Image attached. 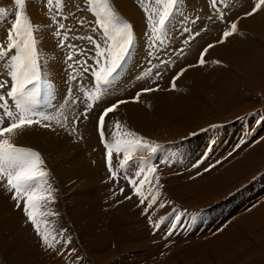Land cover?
Here are the masks:
<instances>
[{
  "label": "rangeland",
  "instance_id": "rangeland-1",
  "mask_svg": "<svg viewBox=\"0 0 264 264\" xmlns=\"http://www.w3.org/2000/svg\"><path fill=\"white\" fill-rule=\"evenodd\" d=\"M109 2L119 16L133 24L137 42L135 50L132 53V58L127 61L124 71L120 74L117 80L108 87L101 99L96 103L92 113H90L94 119L104 107L110 106L120 99L128 100L129 103L141 104V96L138 101H134L133 98L138 92L146 87L158 86L161 90L155 93H163L167 101L169 100V96H172L173 94L180 95L182 93V88L180 87L178 89L177 86L182 77L176 81L177 90L174 91L171 90L170 81L172 77L181 68L188 67V65H197L196 67H188V69L202 67L198 64L200 52L207 46V44L216 43V41L220 40L222 31L228 30V25L233 20H238L237 33L229 37L224 43H216V46L208 51L204 59L206 60V58L210 56V53L214 49L216 50L218 46H226L227 43L236 41L239 33L246 34L252 42V45L248 47V50H251L249 54L250 59L246 61L247 63L237 64L234 68L231 67L229 78H222L223 82L229 80L226 88L220 95H215L214 93L207 94L210 95V97L206 99V107L203 112L197 111L195 113V118H183V113L185 111L184 108L193 106L194 103L192 102L182 103L183 108L180 110L173 109V111H170V115L161 117L159 115L161 113L160 106L156 100L146 102V104L149 105L155 104V111L147 113L146 116L143 117L142 122H137L136 125H126L121 128V132L127 130L135 131L155 147V150L149 152L144 159L149 162L152 160V164L156 166L157 172L154 176H159V184L162 185V187H160L161 190L164 186H167L164 185L166 180H172V177L176 176L169 174V171H163L164 169L159 167V165H165L166 161L164 162V159L167 155L173 162L181 163L179 165L183 170L180 173L176 172V174H185L186 171L194 174L192 178H184L183 180L184 184H189L186 185L185 188H182V200L177 198V196L167 195L169 198V201L166 204V210L169 212L168 219L171 216L176 217L174 221L175 227H173L174 224H172V226H167L166 223L164 225L160 224L161 226L158 228L154 227L153 225L158 222V215H155L154 217L148 215L152 219V224L147 226L149 232H151V236L146 240L157 248H163V252H160L159 254L158 252H155L151 253V255L143 254V252L147 251H143L142 253L132 252L129 254L124 250L112 249L116 243L111 242L103 244L104 250L100 249L101 253L99 252L91 255L94 258L89 255V252L82 249L83 246H80L81 250L78 249L75 252H71L70 250L65 258H62V255L57 256L50 254L51 251L41 249V247H38L35 251L34 248L37 246L34 245V242L38 236L34 232L33 226H27L23 222L22 216L17 219L14 218V215H17V212L20 211L17 210L15 204L13 205V219L10 218L7 214L8 210H5L6 202L9 201L2 200L3 202H1L0 200V212L4 210L8 218L13 220L14 230L12 233L13 235H11V233L9 234L8 231H1L4 225L0 223V264H29L30 262L34 264H44L47 261L48 262L45 264H143L148 262L149 259L152 261L149 264H264V30L258 29L251 33L242 26V23L244 22L243 20L248 19L245 14L249 9H252L255 2L248 0V6L246 8L245 6L243 7V4L241 3L237 4V1L222 0V3H218V8L224 13L225 19L227 20V23H225L215 13H212L208 0H182L181 13L178 14L168 26V31L165 34L163 43H157L156 46L152 48L151 57L147 55L149 51L148 44L150 41L148 35L145 37V13L142 10L140 0H129L131 6L141 18L142 23L140 25H138L136 21L130 19L129 15L125 16L122 13L121 10L125 8L126 0H109ZM151 4H154V0H145V5L150 6ZM76 5L81 6L79 11L76 9ZM66 6L71 9V12L67 13L69 16V20L66 21L67 27L74 29L82 35L87 29H80L78 27L76 21L71 18L72 13H75L80 19L86 17L88 20H92L94 17L90 12L84 9L82 0H67ZM0 7H3L7 13L4 16H0V41H4L8 30L14 22L16 6L14 0H0ZM233 10L239 13L230 14L229 12H232ZM81 12H83V15H81ZM261 13L262 12H260V14ZM26 14L34 24L40 22V27L43 30V35L39 36V39L42 42L39 45V49L42 57H46L43 72L45 78L54 84L56 100H54L53 103L56 104L60 100V94H63L64 90L70 85V82H67V74L65 71V53L67 52V49L57 47L56 38L50 34L54 25L49 23L51 13H48V9L44 5V0H26ZM35 17H38L39 20H36ZM190 32H199V35L190 36ZM68 35L71 36L72 33H68ZM139 36H142V39L139 38ZM69 42L81 45L85 43L84 41L77 39H73ZM237 46L241 45L238 44L236 47ZM214 58L215 57H212L211 61L213 64H217L214 63V61L218 60ZM161 60L168 61L170 67L165 68L160 65ZM207 61L209 62L210 60ZM4 67L6 68L7 66L4 65ZM149 70H151L152 73L151 78H145L142 74L149 72ZM159 70L163 71L162 78L156 77V73ZM202 71L209 73L207 70ZM3 75V71H0V77ZM138 76L141 78L137 79ZM212 76L209 77L214 78V75ZM117 89L119 92H115ZM184 91L189 92L191 99L194 101L197 96H201L199 90L194 85V82L193 85H191V81L184 87ZM76 94L77 93L74 92V95ZM204 94L205 93H202V95ZM68 107H70L73 112L78 113L84 109V104L81 103L77 107L69 105ZM65 109L68 110V108ZM156 119H159L162 122L156 124ZM191 120H194L195 122H191ZM89 121L90 120L87 122ZM190 123L192 128L189 130L192 132L194 131L193 133H195V135H192L191 131L189 133L183 131L186 125L187 127H190V125H188ZM198 123L202 124L198 125ZM87 124L88 123L83 120L79 125L78 131L81 129L79 133H81L82 136L86 129H92L88 127ZM122 125L124 126L125 123H122ZM30 129L33 130L26 129L23 132H18L16 136L21 137V135H25L27 132L37 131L38 133L40 130H49L40 127H33ZM247 129L251 132L252 138L245 137L244 132ZM92 130L93 135L95 136L94 133L96 130L95 132L94 129ZM42 131H40V134H37L40 139L31 140L25 137L30 140L28 146L24 147L20 140L16 141V145L38 151L41 154L45 161L46 169L50 172V179L53 186L58 189L55 193V195L57 194L56 202L49 205L50 210L58 213V215L48 217V220L52 227L61 223L60 221L62 220H67L66 226H69L71 232L74 234L72 239L75 240L79 235V226L82 227L84 225V221L81 219L83 216L81 213L84 212L81 211L83 209H78V207H82V198L88 195V192H91L93 188L85 176H81L78 180H72L73 185L71 183L67 184V180L69 182L71 178L68 177V174L65 175L64 172L62 173L61 170L73 166L76 162V157L77 161L81 157L83 165L95 167V159L100 156L98 153L101 148H94L92 151H87L86 143L88 142H86L85 136L81 142L73 143V137L60 129H57L56 131L49 130L46 132L48 137H44V132ZM174 131H180V135H171L170 133ZM49 135L52 136L53 140ZM46 138H49L51 144L54 145L55 148L58 147L56 146V142L58 141L64 142L66 145L69 143L72 147L69 146L71 151L67 152L62 158H59L61 157L60 155L58 160H56L57 158L53 159L49 155V151L45 153L42 150L41 143ZM238 141L239 143H248L250 145L248 149L253 146L248 155L247 153H244L240 157L244 159L245 162V167L241 171L255 164L254 171H257V174L218 203L216 202L217 200L213 199L216 194H212L211 192H228L226 187L230 186L233 179L229 180L226 185L222 182L220 184L217 183L215 186V182L227 176L229 173L239 174L241 172H235L233 168H230L226 173H220L222 162H225L230 157L245 149L244 147L242 148V144H239ZM99 144H101L100 140ZM164 148H167V150L164 151ZM83 151L86 152L84 153ZM79 154L81 156H79ZM224 154L226 155L223 156ZM217 156L222 157L217 160ZM119 158L120 157H117L116 155L113 160V165L116 166L117 171H120L118 165ZM73 160H75L74 163ZM240 160L241 159H237V162L235 161L236 165ZM88 161L89 164H87ZM99 163L102 165V161H99ZM213 164L216 166L211 167L210 171H204L206 167H210ZM105 168L106 169H102L103 173H105V175L107 174L106 177L108 178V182H106L105 185H109L108 183L110 179L106 167V159ZM94 171L95 170H93L91 175L96 177V173L93 174ZM135 171L136 168L132 166L129 167L127 173L131 175ZM51 172L53 173L51 174ZM212 179L215 181L213 182L214 186H205V192L202 194L197 195V193H192L200 180L204 182ZM123 180L124 179H120L118 183L125 185V182L127 183V181L124 180V182ZM173 182L178 183L176 181ZM128 187L126 188V192L128 191L130 193L128 194L131 195V190H129ZM147 187H150V185L145 183V187L142 191H145V188ZM151 187L153 190L158 186L152 184ZM167 190L168 189H165L164 192ZM116 192L119 193L117 196L121 195L120 191L116 190ZM105 193L106 188L104 187L101 193H98L97 195L100 194V197H103ZM125 194L127 193H123V195ZM133 197L135 199L134 201L125 199L122 203L125 204L128 201H131V208L137 210L138 208L141 209L142 207L138 206L139 201L137 197ZM65 200L67 202H65ZM196 202L201 203L202 207L193 209L191 206ZM100 204L102 205L103 203ZM112 204L117 206V213L119 216L121 214V216L125 218L124 220H121V222L114 219L113 222L116 225H113V228L116 229V233L119 232L118 229L127 231L126 212H128V210L131 211V209L115 202ZM133 205L135 206L132 207ZM71 209L74 211L72 212ZM75 213H78L79 215L77 214V216ZM260 213L263 216L260 215ZM109 217L111 216L109 215L106 217L108 220L104 217L106 224L108 225H110V223H107V221L109 222ZM19 219H22L21 222ZM77 219L80 220L77 221ZM177 219L178 223H180L179 227L177 226ZM17 220L19 222L15 223ZM87 221L85 222L90 223L89 220ZM189 226L192 227V230L189 229ZM7 227L8 224H5V228ZM91 227L95 228L94 232L98 237L96 239H100L111 232V230H106L107 227L102 226V224H92ZM133 227H135V225H133ZM141 231L144 230L138 232ZM169 232H171L172 235H168ZM224 234L230 235V237H227L228 239L226 241L223 240ZM31 235H33V237ZM83 235L84 234L81 235V239L78 237L81 242H84ZM37 242L41 244L40 240H37ZM72 243L74 244V242ZM175 247H178L176 251L173 250ZM39 248L41 250H39ZM141 249L144 250V248ZM65 255H63V257ZM181 256H184V258Z\"/></svg>",
  "mask_w": 264,
  "mask_h": 264
},
{
  "label": "snow or ice",
  "instance_id": "snow-or-ice-1",
  "mask_svg": "<svg viewBox=\"0 0 264 264\" xmlns=\"http://www.w3.org/2000/svg\"><path fill=\"white\" fill-rule=\"evenodd\" d=\"M208 2L212 13L227 23L224 13L218 8L220 0ZM140 3L145 13L146 32L150 41L147 55L151 57L152 48L157 43H163L168 26L181 13L182 0H154V4L150 6L145 5V0H140ZM14 4L16 6L14 22L8 30L6 39L0 41V71L4 73L0 77V183L11 193L17 210L22 211L26 220L33 226L34 232L40 238L41 246L63 256L67 251V245L72 243V238L70 235L65 238L64 233L67 229L57 232L48 220V217L58 215L49 208V205L56 202L57 191L50 179V172L38 151L17 146L13 143L12 137L26 129L40 127L51 131L60 129L73 137V143L81 142L84 137L78 131L80 123L91 118L90 113L96 103L124 71L135 50L136 34L133 24L119 16L109 0H82L84 9L94 17L92 20L86 17L80 19L72 13L71 18L76 21L78 27L87 29L82 35L66 25V21L69 20L67 13L71 12L66 6L67 0L55 2L44 0V5L51 13L49 23L54 25L50 34L56 38L57 47L67 49L65 71L70 85L60 96L59 102L54 104L53 101L56 100L54 84L45 78L43 69L46 57H42L39 49L42 43L39 36L43 35L40 22L34 24L26 14V0H14ZM262 6L264 0H258L252 11L245 15H254ZM75 7L78 11L81 8L80 5ZM6 14V10L0 7V16ZM237 31L238 20H233L228 25V30L222 31L221 39L216 43L226 42ZM68 33L72 35L69 36ZM198 35L199 32H190V36ZM73 39L85 43L83 45L70 43L69 41ZM216 43H209L202 49L198 60L200 66L206 63L204 57ZM160 65L170 67L166 60H161ZM188 67L181 68L172 77L171 90H176V81L184 75ZM151 75L149 70L145 78H151ZM156 77L162 78L163 71H157ZM74 89L78 94L74 95ZM160 90L158 86L143 88L133 100L138 101L144 93ZM81 103L84 104V109L78 113L68 107L69 105L77 107ZM127 103L128 100H118L103 108L96 118V132L105 149L109 179L116 182L120 179L126 180L132 194L125 196L124 199L131 200L133 196L137 197L138 206L144 208L147 214V210L153 209L154 205L159 208L166 206L164 202L158 203L160 191L152 192L150 177L155 180L156 186L162 187L159 184V176H154L157 168L144 159L149 152L155 150V147L135 131L121 132L122 125L119 120L115 121L112 137L106 138L105 134L106 118L111 120L110 114L115 113L120 105ZM65 108H68L67 112ZM114 153L120 157L118 160L120 171L114 168ZM132 166L136 171L129 175L127 170ZM215 166L213 164L206 167L204 171H210V168ZM145 183L150 185L148 195L142 191ZM124 191V188H120L121 195ZM153 226L159 227L158 224ZM168 235L172 233L169 232ZM71 251L75 252V249Z\"/></svg>",
  "mask_w": 264,
  "mask_h": 264
},
{
  "label": "bare ground",
  "instance_id": "bare-ground-1",
  "mask_svg": "<svg viewBox=\"0 0 264 264\" xmlns=\"http://www.w3.org/2000/svg\"><path fill=\"white\" fill-rule=\"evenodd\" d=\"M236 1H237V4L241 3V4H243V7L245 6L247 8L248 0H236ZM257 2L258 1H256L255 4ZM255 4H253L252 9L254 8ZM245 9H244V11H245ZM252 9H249V11H252ZM121 11H122V13L125 16L129 15L130 19L136 21L138 25H140L142 23L141 18L139 17V15L135 11V9L131 6L129 0H126L125 8H123ZM260 12H262V13L260 14ZM231 13L238 14L239 12H235L233 10ZM246 18H248V19L243 20L244 22L242 23V26L245 27V29L247 31L253 33L254 31H257L258 29L264 30V6H262L260 8V10L257 11L254 15L246 16ZM35 19L39 20L38 17H35ZM240 27H241V23H240ZM146 36H147V32H146L145 37ZM139 38L142 39V36H139ZM238 44L243 46V47H241V46H237L236 47V45H238ZM250 45H252V42L249 40L248 36L246 34H244V33H242V34L239 33L238 34V39L236 41H232L231 43H227L226 46H221V47L218 46L216 48V50L214 49L210 53V56L208 58H206V60H205L206 63L202 67L188 69L184 73V75L181 78V81H180L179 85L177 86L178 89L180 87L182 88V93L180 95L173 94L172 96H169V100L168 101L165 98V96L163 95V93L152 92V93H144L143 95H141V98H140V103L141 104H139V105L138 104H134V103H127V104L120 105V107L117 109V111L115 113L110 114L111 120H109V118H106V122H105L106 137L107 138L108 137H112L113 132H114V124H115L116 120H119L121 122V125H122V123H125V125L124 126L122 125V127H125L126 125L127 126L128 125H136L137 122H142L143 121V117L146 116L147 113H149L150 111L154 112L155 111V104L149 105V104H146V102H151V101H156L157 100L158 104L160 106V110H161V113L159 114L161 117H165L166 115H170L171 114L170 111H173V109L180 110L181 108H183L182 103L192 102V103H194L193 106H189L187 108H184L185 111L183 113V118L184 117L187 118V119H189V117H191V118L194 117L195 118L196 117L195 113L197 111L203 112V110L205 109V107H206L205 106L206 99L210 97V95H207V94H213L214 93L215 95H220L223 92V90L226 88V86L228 85V81L229 80L223 82L222 78H229L231 67L234 68V66H236L237 64L245 63L246 61H248V59H250L249 58V54H250L251 50H248V47H250ZM212 57H215L214 59H217L221 63L213 64L212 61H211ZM207 60H210V61L208 62ZM202 70H207V71H209L210 74L205 72V71H202ZM145 74H146V72L144 74H142V75H144V77H145ZM211 74L214 75V78H210L209 77V76H212ZM190 81H191V85H193V82H194V85L197 87V89L199 90L200 95H201V96H197L195 101L191 99L189 92H185L184 91V87L187 86ZM74 92L76 93V90H74ZM115 92H119V90L117 89ZM202 93H205V94L202 95ZM60 95H62V94H60ZM120 100H123V99H120ZM103 105H104V101H103ZM175 107H177V108H175ZM67 111L68 110H66V112ZM96 118L97 117H95V119H94L92 117L91 119L85 120L86 123H88L87 126L92 128V129H94V132L96 130V126H95L96 125V122H95ZM88 120H90V121L87 122ZM160 122H162V121L159 120V119H156V124H158ZM191 122H195V121L191 120ZM199 124H202V123H198V125ZM188 125H190V127H187V125H186L184 127V129H183V131H185L186 133H189L191 131L189 129L192 128L191 127V123L188 124ZM83 126H86V125H83ZM92 129L91 130H87L86 129V131L83 133L84 134L83 137L85 136L86 142H88V143H86L87 144V149H86L87 151H92L94 148H97V149L101 148L100 152L98 153L100 156L97 157V158L95 157L96 159L94 158L96 160L95 167L94 166L91 167V166L83 165L82 164L83 160L81 159V157L79 158L78 161H77V157H76V162L75 163H74L75 160H73V163H74L73 166H71L69 168H65L63 170L60 169L62 173L64 172L65 175L68 174V177L71 178L69 182L67 180V182H66L67 184L71 183L73 185L72 180H74V179L78 180V179H80L81 176H85L89 180V182L91 184V187L93 188V190L91 192L89 191L90 193L88 192V195H86L85 197L82 198L83 199L81 201V202H83V204L81 205L82 207H78V209L79 208L83 209V210H81L82 212H84V213H81V214H83L81 219L84 221V225L82 227L79 226L80 227L79 228V235L77 236V238L75 240L72 239V242H74V244L71 243V244L67 245V251H65L66 255L64 254L65 256L64 257L62 256V258H65L69 254L71 249L74 248L75 251H77L78 249H80V246H83L82 249L84 251L89 252V255L91 256V255H93L95 253H99L101 251L100 249H103V244H106L107 242L116 243V244H114V247L112 249L124 250L127 253H129V254L132 253V252H135V253L136 252L137 253L141 252L142 253L143 251H147L148 253L147 252H143V254H147V255L150 254L151 255V253H155V252L157 253L158 252V254H159L160 252H163L164 251L163 248H157L153 244H150L149 241L146 240L148 237L151 236V232H149L147 226L152 224V219H151V222H150V217L148 215H151L153 217L155 215H158L157 224L159 226H161L160 224L164 225L165 223H166L167 226H172V224H174V221H175L176 217H172L171 216L168 219L169 212L166 210V206L164 208H159L157 205H154L153 209H148L147 210V214H145V209L144 208H141V209L138 208V210L131 208L130 207L131 201H128L125 204L120 202V201H125L124 197L128 196L130 194L128 191L126 192V188L128 187V184L124 180L123 181L125 182V185L110 180L109 183H108L109 185H105L106 182H108V178L106 177L107 174L105 175V173H103V170H102L103 168L106 169L105 168V150L103 149L104 147H102V145L99 144L98 133L95 132L94 133L95 136H94L93 132H92L93 131ZM28 130H31V129L29 128ZM40 131H42V130H40ZM40 131L38 132L39 134L41 133ZM48 131L49 130L42 131V132H44L43 133L44 137H48V135L46 134V132H48ZM38 133H37V131L27 132L25 135H21V137H17L15 135V136H13L12 140H13V143H15V144H16V141L20 140L22 145H24V147H25V146H28V144H30V140L29 139H31V140L40 139V137L37 136ZM244 133H245V137L246 138H252V134H251L250 131H248V129ZM170 134L173 135V136H179L180 135V131H174V132H172ZM25 137L29 138V139H26ZM49 137L52 139L51 135H49ZM243 141H246V140H243ZM31 142H33V141H31ZM161 142H165V141H161ZM238 143H239V141H238ZM41 144H42V146H41L42 150L45 153H47L49 151V153H50L49 155L53 159L57 158L56 160H58V157L60 155H61V157H59V158H62L64 155L67 154V152L71 151V149L69 148V146L71 147V145L69 143H67V145H66L64 142H61V141L59 142L58 141V142H56V146H58V147L55 148L54 145L51 144L49 138H46ZM239 144H242V148L244 147L245 149L243 151H240V153L238 152V154H235L234 156L230 157L225 162H222L223 164L221 163V166L219 165L220 166V173H226L230 168H233V170L235 172L236 171H241L245 167L244 159H242L240 157L244 153H247V155H248L249 152H250V149H252L253 146L250 149H248V147L250 146L248 143L240 142ZM166 150H167V148H164V151H166ZM228 152H230V151H228ZM84 153H83V155H84ZM226 154H224L223 156H225ZM79 156H81V155L79 154ZM115 156H116V154L114 153L113 154V160H114ZM220 157H222V156H217V160H219L218 158H220ZM168 158H169L168 155H167V157L165 156V159H164V162L166 161L165 165L164 166L159 165V167L163 168L164 169L163 171H169V174L176 175V176L172 177V180H166L164 182V185H167V186H164V188L162 190H161L160 187H159V189H158V187H156V188H154L152 190L153 193L155 191H157V190L160 191L161 196L159 197L158 203L159 202H164L165 205L169 201V198L167 197V195L177 196V198H180L182 200V198H181V196H182V188H185L186 185L189 184V183H187V184L185 183L184 184L183 180H184V178L185 179L192 178L193 175H194L193 173H189L187 171H186L185 174H176V172L180 173L183 170L180 167V165H179L181 163L173 162L170 158L169 159ZM237 159H241L242 161L240 160L239 163L236 165V162H237L236 160ZM99 161H102V165L103 166L99 163ZM150 163H152V160H151ZM87 164H89V161H88ZM254 165L255 164L251 165L249 168L241 171L239 174L229 173V174H227V176L223 177L222 179H220L219 181H216V182L214 181V179L206 180L204 182L200 180L198 185H197V187L194 188L192 193L193 194L197 193V195L198 194H202V193L205 192V188H204L205 186H210V187L214 186L213 182H215V186H216L217 183L220 184L222 182H224L223 184L226 185V184H228L229 180L233 179V181L231 182L230 186L226 187L228 192H220V191H212L211 192L212 194H216L213 199L217 200L216 202L219 203V201L223 200V198L228 196L232 191H235L236 189L240 188L246 181L250 180L255 174H257V171H254ZM93 167H94V169H93ZM114 168L116 169L115 165H114ZM196 169H198V168H196ZM93 170H95L93 174L96 173L95 174V175H97L96 177L91 175ZM250 172H252V173H250ZM52 173L53 172H51V174ZM63 177H65V176H63ZM149 179L152 180V184L154 185L155 184V180L153 178H149ZM63 180H64V178H63ZM173 181H176L178 183H174ZM100 185H102V186H100ZM104 187L106 188V193H105V195L103 197H100V194L99 195H97V194L101 193V191L103 190ZM120 188H124V190H125L124 193H127V194H125L123 196L122 195L117 196L119 193H117L116 190L120 191ZM128 189L131 190L130 186L128 187ZM148 189H149V187L145 188L144 192H145L146 195H148ZM165 189H168V190L166 192H164ZM187 191H188V189H187ZM72 198H73V196H72ZM74 199H73V201H74ZM149 199H150V195H149ZM0 200H1V202L9 201V202H6L7 203L6 206L5 205H3V206H5V208H6L5 210L6 211L8 210L7 214L9 215V217L13 219V215H14V213H13V208H14L13 205L15 204V201H13L11 199V193L7 192V190L4 188V185L2 183H0ZM112 200H114V201H112ZM131 200L134 201L135 200L134 197ZM95 201H96V203H95ZM65 202H67V201L65 200ZM81 202H80V204H81ZM114 202L119 204V205L121 204V205H123L126 208H130L131 209V211L128 210V212H126L127 213V221H126L127 231H123L122 229H118L119 232L116 233V229L113 228V225H116L113 222L114 219H116V220H118L120 222H121V220L125 219V218H123L121 216V214L119 216V214L117 213V206L116 205L114 206L112 204ZM100 203H103V204L101 205ZM146 204H147V200H146V203H145V207H146ZM134 206L135 205H133L132 207H134ZM191 207L193 209H196V208L202 207V206H201V203L196 202ZM73 209H71L72 212L74 211ZM71 211H69V212H71ZM78 212H80V211H78ZM17 213H18L17 214L18 216L16 214L14 215L15 219H17L20 216H22L23 217V222L27 226L28 225L32 226L26 220V218H24L25 216H24V214L21 211H18ZM261 213H263V212H261ZM261 213H260V215H262ZM7 214L4 212V210L2 212H0V223H2L4 225L1 231H8L9 234L11 233V235H13L12 234L13 231H14L13 230V220L9 219ZM72 214H74V213H72ZM85 215H86V218H85ZM109 215L111 217H109L110 219H109V222L107 221V223H110V225L106 224V220H105V218L107 216H109ZM21 220H20V222H21ZM53 220H54V218H53ZM78 220H80V219H77V221ZM87 220H89L90 223H86L85 221H87ZM66 221H63V220L60 221L61 223L57 224L53 228L57 232H61L64 229H67V231L64 233L65 238H67V236H69V235L71 236V238H73L74 234L71 232L69 226H66ZM71 221H73V220H71ZM18 222L19 221L17 220V222H15V223H18ZM136 222H138V223H136ZM5 224H8L7 228H5ZM92 224H97V225H101L102 224V226L107 227L106 230H111V232H110V234H106L104 237H101L100 239H96L98 237H97V235H95V232H94L95 228L91 227ZM133 225H135V227H133ZM179 225H180V223H178V219H177V226L179 227ZM173 227H175V224H174ZM191 228L192 227L189 226L190 230H192ZM140 230H144V231L138 232ZM27 233H28V230H27ZM82 234L85 235V236L83 235L84 242L80 241V239L82 237L81 236ZM31 236L33 237V235H31ZM32 237H31V239L33 240ZM78 237L80 239H78ZM223 237H224L223 240L226 241L228 239L227 237H230V235L224 234ZM37 240L39 241L40 238L38 237L37 239H35V242H34L35 244L34 245L37 246V247H35L34 250L36 251L38 247H41V249H45V248H43L41 246V244H39L37 242ZM82 243H83V245H82ZM191 244H193V243H191ZM58 247H59V245H58ZM141 248H144V250H142ZM41 249L39 248V250H41ZM176 249H178V247L173 248V250H175V251H176ZM87 252H85V253H87ZM50 254L57 255L54 252H50ZM181 257L184 258V256H181ZM92 258H94V257H92ZM143 258H145V257H143ZM47 262H45V263H47ZM151 262H152L151 259H149L148 262H145L143 264H149ZM29 264H34V263L30 262Z\"/></svg>",
  "mask_w": 264,
  "mask_h": 264
},
{
  "label": "crops",
  "instance_id": "crops-1",
  "mask_svg": "<svg viewBox=\"0 0 264 264\" xmlns=\"http://www.w3.org/2000/svg\"><path fill=\"white\" fill-rule=\"evenodd\" d=\"M228 1H236V0H228ZM250 1H252V2H255L256 0H250ZM209 3V2H208ZM219 3H222V0H220V2ZM229 13H231V12H229ZM230 17V16H229Z\"/></svg>",
  "mask_w": 264,
  "mask_h": 264
}]
</instances>
